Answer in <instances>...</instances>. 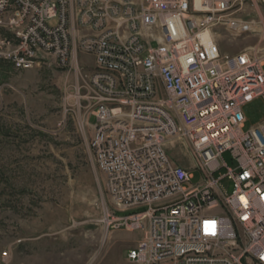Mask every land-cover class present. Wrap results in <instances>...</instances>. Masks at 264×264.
<instances>
[{"label":"built area","instance_id":"built-area-1","mask_svg":"<svg viewBox=\"0 0 264 264\" xmlns=\"http://www.w3.org/2000/svg\"><path fill=\"white\" fill-rule=\"evenodd\" d=\"M259 3L0 0V61L25 70L50 57L71 72L78 54L93 59L78 95L84 123L95 120L88 148L113 209L104 223L141 234L126 264H264V120L244 132L242 112L264 103V48L223 54L213 34ZM174 139L193 170L169 159Z\"/></svg>","mask_w":264,"mask_h":264},{"label":"rangeland","instance_id":"rangeland-1","mask_svg":"<svg viewBox=\"0 0 264 264\" xmlns=\"http://www.w3.org/2000/svg\"><path fill=\"white\" fill-rule=\"evenodd\" d=\"M213 34L223 54L263 49L264 5H244ZM92 65L84 54L71 62V72L50 57L25 70L0 61V264H126L127 251L141 238L104 223L106 209H113L88 148L95 120L84 123L88 113L78 95L81 76ZM242 112L246 132L264 120V103L253 100ZM167 155L194 169L183 140H172ZM222 158L234 167L229 153ZM200 180L195 172L191 184ZM219 186L231 194V182Z\"/></svg>","mask_w":264,"mask_h":264},{"label":"bare ground","instance_id":"bare-ground-1","mask_svg":"<svg viewBox=\"0 0 264 264\" xmlns=\"http://www.w3.org/2000/svg\"><path fill=\"white\" fill-rule=\"evenodd\" d=\"M211 36L210 35H206L205 36V40H210Z\"/></svg>","mask_w":264,"mask_h":264}]
</instances>
